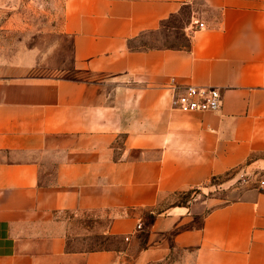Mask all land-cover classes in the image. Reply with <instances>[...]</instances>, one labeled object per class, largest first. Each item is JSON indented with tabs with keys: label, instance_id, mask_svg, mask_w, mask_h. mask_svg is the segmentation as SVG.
<instances>
[{
	"label": "crops",
	"instance_id": "0c3cea01",
	"mask_svg": "<svg viewBox=\"0 0 264 264\" xmlns=\"http://www.w3.org/2000/svg\"><path fill=\"white\" fill-rule=\"evenodd\" d=\"M196 4L189 50L131 49ZM62 11L35 46L0 45V264H264V187L177 200L264 173V0ZM185 85L219 89L220 110L174 109ZM80 213L109 220L118 245L71 250Z\"/></svg>",
	"mask_w": 264,
	"mask_h": 264
},
{
	"label": "rangeland",
	"instance_id": "374dc122",
	"mask_svg": "<svg viewBox=\"0 0 264 264\" xmlns=\"http://www.w3.org/2000/svg\"><path fill=\"white\" fill-rule=\"evenodd\" d=\"M63 0H0V45L11 50L35 46L46 34L62 22ZM200 4L184 8L173 17L164 28L148 34L133 43L141 47L180 46L187 44L191 26L195 24L193 15L200 11ZM264 187V173L251 174L239 168L220 178H215L208 190L195 189L177 200L187 205L199 194L215 198L222 205L236 198L237 190L244 187ZM109 220H98L96 213L74 214L70 220V249L91 250L117 246L119 240L108 236ZM118 242V243H117Z\"/></svg>",
	"mask_w": 264,
	"mask_h": 264
},
{
	"label": "built area",
	"instance_id": "2783aa9c",
	"mask_svg": "<svg viewBox=\"0 0 264 264\" xmlns=\"http://www.w3.org/2000/svg\"><path fill=\"white\" fill-rule=\"evenodd\" d=\"M200 28L204 24H199ZM172 104L174 109L183 113L216 112L222 105V93L217 88L185 85L175 88ZM141 229V225L138 226Z\"/></svg>",
	"mask_w": 264,
	"mask_h": 264
},
{
	"label": "trees",
	"instance_id": "16d2710c",
	"mask_svg": "<svg viewBox=\"0 0 264 264\" xmlns=\"http://www.w3.org/2000/svg\"><path fill=\"white\" fill-rule=\"evenodd\" d=\"M172 19V18H171ZM170 19V20H171ZM169 20V21H170ZM164 22L162 25H161V29L165 27V25L169 22ZM152 33H155V32H152ZM152 33H149V34H152ZM148 35V34H147ZM146 36V35H145ZM144 37V36H143ZM141 37V38H143ZM140 38V39H141ZM191 47V41L190 39L188 40V43L187 44H182L180 46H173V45H164L163 47H148L146 44H143L141 47H137V46H134L133 44H131V49L134 50V51H141V50H148V49H184V50H189Z\"/></svg>",
	"mask_w": 264,
	"mask_h": 264
}]
</instances>
